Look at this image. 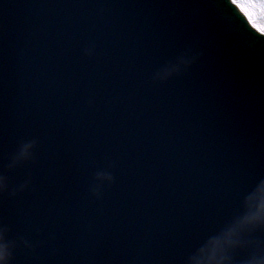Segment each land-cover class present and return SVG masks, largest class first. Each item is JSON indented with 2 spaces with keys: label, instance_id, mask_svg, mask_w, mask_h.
<instances>
[{
  "label": "water",
  "instance_id": "1",
  "mask_svg": "<svg viewBox=\"0 0 264 264\" xmlns=\"http://www.w3.org/2000/svg\"><path fill=\"white\" fill-rule=\"evenodd\" d=\"M0 171L13 264H188L264 181V38L228 0H0Z\"/></svg>",
  "mask_w": 264,
  "mask_h": 264
},
{
  "label": "clouds",
  "instance_id": "2",
  "mask_svg": "<svg viewBox=\"0 0 264 264\" xmlns=\"http://www.w3.org/2000/svg\"><path fill=\"white\" fill-rule=\"evenodd\" d=\"M228 3L243 18L248 28L257 34H264V0H228ZM88 51L89 54L92 53V49ZM197 55L191 50L186 52L180 58L179 64L165 67L157 74L158 77L166 78L173 72H179L181 64L185 67L192 64ZM36 143L35 140L24 143L12 158L9 167L33 160ZM114 179L112 172L108 170L97 171L91 191L97 197L100 196L104 183H112ZM30 184L31 179H26L18 187L12 188L11 192L15 195L18 191L27 189ZM8 191L9 177L0 171V193ZM260 231H264V181L245 197L242 213L226 222L218 233L210 236L189 258L188 264H237L234 253L245 247H254L256 251L239 264H264V253L260 252L261 242L248 239L252 233ZM10 232V226L0 221V264H12L18 243H23L26 248L34 247L24 237L10 238Z\"/></svg>",
  "mask_w": 264,
  "mask_h": 264
},
{
  "label": "snow or ice",
  "instance_id": "3",
  "mask_svg": "<svg viewBox=\"0 0 264 264\" xmlns=\"http://www.w3.org/2000/svg\"><path fill=\"white\" fill-rule=\"evenodd\" d=\"M260 37L264 38V34H258ZM250 193V192H249ZM248 193V194H249ZM5 193H0V198H2L4 196ZM0 221H2L3 223L5 224H8L9 223L7 222V217L6 216H3V215H0ZM12 264H13V261H12Z\"/></svg>",
  "mask_w": 264,
  "mask_h": 264
}]
</instances>
